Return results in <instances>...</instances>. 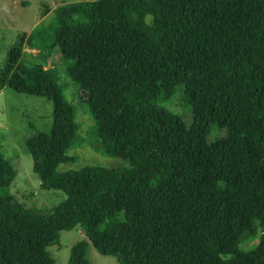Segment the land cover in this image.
Listing matches in <instances>:
<instances>
[{
  "label": "trees",
  "instance_id": "trees-1",
  "mask_svg": "<svg viewBox=\"0 0 264 264\" xmlns=\"http://www.w3.org/2000/svg\"><path fill=\"white\" fill-rule=\"evenodd\" d=\"M24 45L60 55L98 150L124 164L60 168L77 113L51 68L18 64ZM180 86L188 123L164 106ZM4 87L52 103L49 132L25 146L41 187L66 197L21 206L0 152V264H54L47 247L77 226L66 264H93L90 246L118 264H264V0L64 3L17 36ZM213 126L225 134L208 143Z\"/></svg>",
  "mask_w": 264,
  "mask_h": 264
},
{
  "label": "rangeland",
  "instance_id": "rangeland-1",
  "mask_svg": "<svg viewBox=\"0 0 264 264\" xmlns=\"http://www.w3.org/2000/svg\"><path fill=\"white\" fill-rule=\"evenodd\" d=\"M77 1L92 0H0V71L8 49L16 42L19 34H28L38 24H48L55 7ZM50 57L51 63L48 65ZM18 64L24 67L51 68L65 100L76 110L79 129L76 144L70 151L72 160L61 164V169H78L89 163L124 164L98 150L96 124L82 104L79 88L67 74L58 53L48 57L42 48L37 50L24 45ZM164 106L186 123L190 121L183 87H178ZM51 119L52 103L45 97L17 93L8 87L0 90V152L16 170V175L6 191L28 209L51 208L66 197L61 190L41 187L40 180L32 169V157L25 146V140L37 131L49 132ZM224 134V129L213 126L207 141L211 143ZM257 230L255 238L244 240L239 245L241 250L251 249L257 244L260 231ZM81 238L84 235L79 226L60 231L58 243L47 247L54 264H66L70 247ZM87 257L93 264H118L113 256L102 255L92 246L89 247Z\"/></svg>",
  "mask_w": 264,
  "mask_h": 264
},
{
  "label": "water",
  "instance_id": "water-1",
  "mask_svg": "<svg viewBox=\"0 0 264 264\" xmlns=\"http://www.w3.org/2000/svg\"><path fill=\"white\" fill-rule=\"evenodd\" d=\"M50 60H51V57H50L49 60H48V65H50V63H51Z\"/></svg>",
  "mask_w": 264,
  "mask_h": 264
}]
</instances>
